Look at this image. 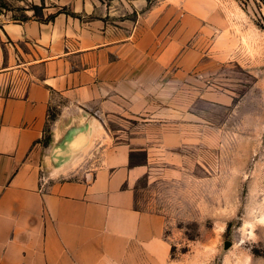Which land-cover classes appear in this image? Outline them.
Returning a JSON list of instances; mask_svg holds the SVG:
<instances>
[{
  "label": "crops",
  "instance_id": "0c3cea01",
  "mask_svg": "<svg viewBox=\"0 0 264 264\" xmlns=\"http://www.w3.org/2000/svg\"><path fill=\"white\" fill-rule=\"evenodd\" d=\"M72 2L0 21V264H181L136 188L182 143L195 54Z\"/></svg>",
  "mask_w": 264,
  "mask_h": 264
},
{
  "label": "rangeland",
  "instance_id": "374dc122",
  "mask_svg": "<svg viewBox=\"0 0 264 264\" xmlns=\"http://www.w3.org/2000/svg\"><path fill=\"white\" fill-rule=\"evenodd\" d=\"M92 1L195 54L182 143L139 178L137 206L164 215L181 264H264V0ZM45 2L0 0V21L49 18Z\"/></svg>",
  "mask_w": 264,
  "mask_h": 264
}]
</instances>
